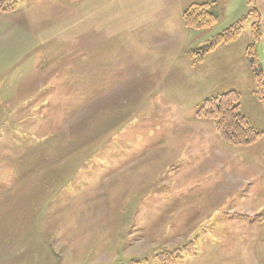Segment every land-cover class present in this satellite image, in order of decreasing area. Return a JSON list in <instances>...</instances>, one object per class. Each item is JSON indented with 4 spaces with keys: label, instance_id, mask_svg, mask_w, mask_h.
Segmentation results:
<instances>
[{
    "label": "rangeland",
    "instance_id": "374dc122",
    "mask_svg": "<svg viewBox=\"0 0 264 264\" xmlns=\"http://www.w3.org/2000/svg\"><path fill=\"white\" fill-rule=\"evenodd\" d=\"M253 8L259 86L252 18L196 61ZM232 90L264 133V0H0V264H264V137L197 116Z\"/></svg>",
    "mask_w": 264,
    "mask_h": 264
},
{
    "label": "trees",
    "instance_id": "16d2710c",
    "mask_svg": "<svg viewBox=\"0 0 264 264\" xmlns=\"http://www.w3.org/2000/svg\"><path fill=\"white\" fill-rule=\"evenodd\" d=\"M12 10L13 5H10L9 9H6L5 12H10ZM183 17L186 26L195 29L212 27L217 20V18L209 12L207 4H194L189 6L184 11ZM250 18L253 19V42L247 48L246 54L253 68V73L256 77L258 86L260 84L262 85L261 82L263 81V73L261 65L258 63L256 57L257 53L255 46V42L261 37V21L259 10L256 8H253L248 13L247 17H244L228 30L213 38L212 41L204 47V53L196 61L202 63L205 57L214 52L218 47L232 43L237 38V35L242 31L245 21ZM195 56L197 57L198 55L196 54ZM261 87L263 89V86ZM260 93L261 91L259 92L258 88L259 97L262 96V93ZM197 116L199 118L213 120L221 139L234 146H249L264 137V133L258 131L254 126H252L248 119L241 113V96L234 90L206 99L199 107Z\"/></svg>",
    "mask_w": 264,
    "mask_h": 264
},
{
    "label": "crops",
    "instance_id": "0c3cea01",
    "mask_svg": "<svg viewBox=\"0 0 264 264\" xmlns=\"http://www.w3.org/2000/svg\"><path fill=\"white\" fill-rule=\"evenodd\" d=\"M242 113V112H241Z\"/></svg>",
    "mask_w": 264,
    "mask_h": 264
}]
</instances>
